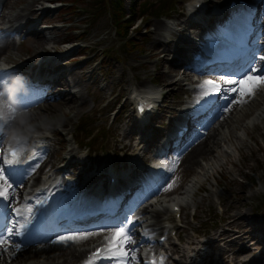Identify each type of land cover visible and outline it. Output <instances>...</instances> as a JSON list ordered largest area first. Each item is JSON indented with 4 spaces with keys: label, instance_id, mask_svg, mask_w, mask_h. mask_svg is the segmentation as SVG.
<instances>
[{
    "label": "rangeland",
    "instance_id": "374dc122",
    "mask_svg": "<svg viewBox=\"0 0 264 264\" xmlns=\"http://www.w3.org/2000/svg\"><path fill=\"white\" fill-rule=\"evenodd\" d=\"M8 1V8L0 6L1 15L11 21H19L21 15L32 10L24 22H27L26 27H35L36 31L27 33L22 43L12 40L7 52L0 55V60L20 65L50 58L49 62L53 66L65 65L56 76L61 71H73L82 80V85L72 80L68 82L70 87H66L62 76L57 81L59 84H53L54 87H60L53 89L52 93H65L69 90L71 94L74 92L77 96L82 94L86 97L85 103L80 106V114L69 121L68 131L56 124L60 119L73 115L72 104L68 107L62 98L49 105L52 107L50 113L41 111L42 116L31 115L40 112L37 109H19L13 119V129L21 130L24 126L37 127L40 123L54 122L56 126L50 131L54 132L52 165L68 163L67 171L75 175L81 172L84 176V173H92L94 169H106L109 172L110 168L118 174L130 164V160H137L139 166L144 167V157L147 163L154 158L152 149L157 137L177 118L180 103L188 93L189 84L185 83L184 76L186 73L178 65H173L177 63L173 61V49L184 47L185 43L180 39L182 36L199 33L200 28L189 23L194 21L193 15L186 19L182 17L184 9L188 8L186 4L190 5L193 0ZM206 2L208 7L225 3L224 0ZM114 8L120 13L117 19L114 17ZM205 11L199 10L197 14L205 17ZM141 12H144L143 19H136ZM126 14L128 17L119 20ZM166 16L174 19L180 30L174 34L175 41L164 46L165 41H155L153 31L157 21L167 23ZM117 20L119 22L116 23ZM204 23L207 24V20ZM182 27L186 30H182ZM160 32L164 33V28ZM65 76L70 78L68 74ZM177 78L181 80L174 84ZM153 83H158L167 91L163 102L165 105L160 111V117L149 119L146 125L139 128L137 121H126V118L134 117L133 100L129 94L133 87L148 88ZM257 98L261 100L257 105L241 108L239 113L245 110L244 115H232L231 125L223 127L219 138H224L219 139L211 154L197 156V163L192 167L180 163L172 176L161 184V193L157 195L161 197L160 201L151 204L153 209L148 207L151 214L152 210H160L159 226L171 224L179 234L177 237L169 229V242L176 244L170 245L172 251L177 253L172 256L178 259V262L173 263L237 264L234 263L237 256L240 259L238 264H249L243 263V260L248 261L249 258H253L250 264H264V89H261ZM178 100L179 104H176ZM217 119L218 116L211 124ZM161 120L166 124H159ZM123 135L126 136L123 143L128 142L132 146L138 143L139 135L143 136L142 139L146 136L143 140L147 141L139 145L140 150L138 146L125 149L122 148ZM232 135L237 138L230 139ZM142 145H146L144 150ZM71 147L76 150L68 155ZM70 159L72 162L78 160L80 164L77 162L72 165ZM108 172L104 171L106 177L99 178L103 183L109 179ZM193 174L197 182L188 187L186 192H181L184 183ZM79 176H75V179L80 181L77 178ZM173 201L182 204L180 216L169 211L168 204ZM231 215L237 217L232 224L229 223ZM146 218L151 222L153 220L148 213ZM252 221H256L257 225H253ZM225 229L229 232L225 234L226 238L218 239V234ZM148 230L149 233L153 232L150 228ZM253 230L259 235L261 233V237L252 239L243 235ZM242 246L249 250L236 255L235 252ZM187 248H194V251L188 252ZM181 249H185L188 254L197 250L201 255L189 262L181 255ZM199 256L202 261H199ZM16 262L10 261V264Z\"/></svg>",
    "mask_w": 264,
    "mask_h": 264
},
{
    "label": "bare ground",
    "instance_id": "6f19581e",
    "mask_svg": "<svg viewBox=\"0 0 264 264\" xmlns=\"http://www.w3.org/2000/svg\"><path fill=\"white\" fill-rule=\"evenodd\" d=\"M202 2L203 5H205L206 3L204 2L205 0H200ZM260 5V20H259V26H258V39L260 41H258V43L260 44V47L258 46L259 51L261 52V55L264 56V0H258L257 2ZM0 6L2 8H8L9 7V1L8 0H0ZM30 6V4H29ZM0 7V10H1ZM206 12L209 11L211 9V7L206 8ZM7 12V11H6ZM196 12V13H195ZM4 15L5 12L3 11ZM196 16L197 11L193 12ZM32 14V10H30L28 12V14L26 15H21L22 18H19V21H15L17 22L16 25L12 26L14 30H19L22 33V31L27 30L28 33L34 32L35 27L30 28V29H26L30 26H25V24L27 22V19L29 18V16ZM6 17V16H3ZM10 17V16H9ZM2 18V16L0 15V19ZM8 18V17H6ZM9 19V18H8ZM175 22L172 21L171 25L170 23L167 24L162 23V22H156L154 23V31L153 34L155 35V41H165L163 44L164 46H166L169 42H174L175 39H170L167 35H163L161 34L160 30L166 26L169 27V29L171 27H175ZM165 25V26H164ZM33 26V24L31 25ZM167 28V27H166ZM175 29L169 30L171 31L173 34H175L173 31ZM2 34L0 33V55L2 53H6L7 49L10 47V45L12 44V40L10 38L1 36ZM200 34L198 33H194L193 36L192 35H184L185 37H181L180 39H182L183 43H185L184 48L183 46H178L177 48H174V55L175 57H177L176 59L173 57V60L178 61V57H183L185 55V52L187 50H189L190 48H192L193 46L197 45L196 42H200L197 41L198 37ZM260 56V54L258 55ZM257 56V62L256 65L261 66L262 64V60H259ZM3 61V60H1ZM65 66V65H64ZM64 66H53L52 64L49 63H42L39 67V72L41 76H43V74L46 75V73H48V75H53V79H51V84H54L55 82H57L62 76H64V85L66 87H70L69 83L70 81H77V84H81L82 85V80L80 79V77L77 76L76 72L73 71H69L68 73H64L63 71H61L59 73V75L56 77L55 74L58 73V71L62 68H64ZM17 68H21V67H17ZM57 71V72H55ZM183 73V72H182ZM65 74H68L70 78H68L67 76H65ZM185 78H189L188 74H184ZM181 78H177L175 79V82H173L174 84H178L180 82ZM59 84V82H57ZM56 83V84H57ZM60 86H57L55 88H58ZM246 87V85L244 86V88ZM52 88L53 90V86L48 87L47 89L43 88V91L34 98V103L31 105V107L25 108L26 111H29L30 108L32 109H37L40 112L37 113H32L31 115L34 117L37 116H42V112L44 111L45 113H50L52 110V107L49 106L51 105V103H55L57 102L60 98H62L61 100H63V102L65 104L68 105V107L71 106V110H73V115L72 116H66L65 119H60L59 121H57L56 124H58L62 130H70L68 129V123L69 121L73 120V117L77 116L80 114V106L83 105L85 103L86 97L82 94H79L77 96L76 93L72 92V94L70 93V91L68 90L65 93H56V94H51L50 89ZM54 88V89H55ZM144 88H138L136 90H143ZM240 86L237 85V89L238 91L236 93H231L230 98L227 102V104L222 108V110L218 113V119L214 124H211V120L209 119L207 121V123L205 124L203 130L198 133L197 137L195 138V140H193L190 144L187 145V147L180 153L181 155V163L183 162L184 164H186L187 167H192L194 164L197 163V156H203V155H207V154H211V151H213V148L217 145L219 139H223L224 137H220V135H222V129L223 127H229L231 125V122L233 120L232 115L234 116L235 113H239L241 111V108H250L251 106L257 105L258 103H260V99L262 98V96H260V99L257 97H252V95L250 94H245L244 92L239 91ZM0 89H2V85L0 84ZM246 89V88H245ZM259 86L255 89H253L257 95H259ZM263 89H264V84H263ZM20 90V89H19ZM18 90V91H19ZM133 88L131 89V93H132ZM71 94V97L67 96ZM243 94V95H242ZM234 98V100H233ZM67 99V101H65ZM164 105V104H163ZM136 106V105H135ZM23 108V107H22ZM20 109V108H19ZM149 112V111H146ZM245 110H242V113H239L241 115L245 114ZM238 114V116H239ZM264 114V113H263ZM152 115V113L150 114ZM184 115V113H183ZM31 116V117H32ZM183 116H179V119L181 120ZM127 120H133L134 121H138V120H142L143 122L147 121V118H140L137 114L134 113V117L132 119L130 118H126ZM125 121V122H126ZM10 124L9 122L5 123V127H8ZM55 123L52 122H46L45 124L40 123L39 126L34 127L32 129V132L34 134H41L44 133V130H54L53 128H55ZM142 127V123L140 124L139 128ZM130 131V130H129ZM204 131V132H203ZM222 131V132H221ZM229 134V133H228ZM248 136L249 132H247ZM140 137L138 138V143L135 144V146H132L130 144H128V142L123 143L124 140V136L121 138L122 141V148L125 149H132V148H136V146L143 144L142 142V135H139ZM236 139L237 136L236 135H232L231 138ZM254 139V137H252ZM225 140V139H224ZM144 145V144H143ZM142 147H145L143 146ZM141 147V148H142ZM74 150H76V148L71 147L68 155H70ZM55 150H53L52 152H49L48 150H46V154L47 157H49V159L46 161V166L50 165L49 169L47 171H49L51 168H53L52 165V159L51 156L54 153ZM49 152V153H48ZM145 162H147V159L144 157ZM78 160L75 161H71L70 159V163L72 165H74L75 163H77ZM77 164H80V162H78ZM44 165V166H45ZM132 166H137L135 169ZM139 164L137 165L136 162L130 161L129 164V168L132 171H129L131 174L133 173V171L135 170L138 173H133L131 175V177L133 176V178H124L125 180L120 181V179L123 177V173H116L115 169L110 168L109 172L106 169H94V171L96 170V173H84V176H82L81 172H77V175L80 174L79 177L81 180H76L75 179V175L73 173V179H70L67 184H71V185H75L77 188H79L78 190L80 191V193H87V197L88 196H92L93 198L95 197H100V196H106V195H114L117 192L121 193V190H123L124 187L132 185L136 182V180L139 179V177L142 175V172L144 169H140L139 168ZM60 167H57L58 172H61V170L59 169ZM67 168V167H66ZM84 169H86V167H84ZM46 171V172H47ZM86 171V170H85ZM104 171L113 177V174H115L118 178L115 179V182H113V185H106L103 186V180L99 179L101 176L106 177V173H104ZM134 171V172H135ZM52 172H55V168L52 169ZM196 175L193 174L190 178L187 179V181L184 183L183 187H182V191L181 192H186V190H188V187H192L195 183V181L197 182V179H195ZM35 178H33L34 180ZM26 178H23V182H22V186L24 185V183L26 182ZM110 182V179H109ZM63 184H65V181L63 179ZM110 184V183H109ZM134 188H136V186H134ZM159 188H151V192H154L155 190H158ZM99 192V193H98ZM102 192V193H100ZM98 193V194H97ZM19 192L15 191L14 194L12 193L13 196L18 195ZM161 198V197H160ZM165 199V197H162ZM147 200V199H146ZM160 199H158L157 201L154 202V204H156ZM142 201V200H141ZM141 201L134 206L132 209H130L129 213L130 216L129 218L134 220L135 226H139L140 227V223H143L146 220V214H150V217L153 219L152 223L149 224H145L144 227H152V225H158L156 218L160 217V210H152V214L150 213V211L148 210V207L151 209V203H141ZM142 204H144L142 206ZM237 213V212H236ZM231 219L229 221L230 224L234 223L237 220V217L231 215L230 216ZM141 218V220H137ZM253 225H257L256 221H252ZM252 225V224H251ZM229 233L228 230H223L218 234V239L224 240L226 238L225 234ZM163 233H161L160 235H162ZM7 235V233L5 232V236ZM61 235H75L76 239L74 241H71L69 243H58V237ZM101 234H99L98 230H94V231H73V232H62L60 233L56 238L46 242V245H43L42 247H37V248H27V247H18V250L15 249L16 245L14 243H12V241H15L17 244L19 243L18 239L15 238L14 236L12 237V240L7 241L5 243L0 244V264H10V261H17L14 264H79V261L82 260V257L86 255V252L89 251L90 247H86V245L90 244L91 242L97 240L100 237ZM243 235H246L247 238H252V239H257L261 237V233L260 235L257 234L254 230L249 232L246 231ZM136 236V232L135 235L132 237V239ZM230 238V237H229ZM228 238V239H229ZM226 239V240H228ZM225 240V241H226ZM235 240V239H234ZM193 242L195 243V241L193 240ZM212 241H210L211 243ZM167 243L168 244H172V246H175V243H170L169 242V237L167 238ZM189 243V242H187ZM22 245V244H19ZM91 250V249H90ZM188 252H193L194 249L191 248H187ZM223 250V249H221ZM228 250V249H227ZM227 250H224V252H226ZM249 250V248L246 249L245 246H242V248H239L235 253L240 254L241 253H246ZM177 251V249H176ZM181 255L183 257H185L189 262H191L195 256L201 255L197 252L193 253V254H188L187 251L185 249H181ZM188 254V255H187ZM179 255V254H178ZM207 255H211V254H207ZM176 256V255H175ZM219 257V255H217ZM199 261H202V259L199 256ZM207 259H211V257H208ZM176 262H178V259H175ZM174 260V262H175ZM246 260H243V263H251L253 262V258H249ZM73 261H76L75 263H72ZM195 261V260H194ZM181 262V261H179ZM205 262H207V260H205ZM240 259L236 256V260L234 261V263H239ZM196 263V261H195ZM206 264V263H204Z\"/></svg>",
    "mask_w": 264,
    "mask_h": 264
},
{
    "label": "snow or ice",
    "instance_id": "6c2138e0",
    "mask_svg": "<svg viewBox=\"0 0 264 264\" xmlns=\"http://www.w3.org/2000/svg\"><path fill=\"white\" fill-rule=\"evenodd\" d=\"M259 60L264 61V56H258ZM257 57L253 58L251 64L243 72V78L241 79H226L225 83L229 85H239V91L244 92L245 94H252L251 89H255L259 84H264V67L256 66ZM248 85V89H245L244 86ZM204 90V95L215 94L221 91V86L211 80L205 81L201 86ZM229 92L236 93L237 88H229ZM227 98V96H225ZM234 100V98H233ZM145 105H141V110ZM11 118V117H10ZM10 155L16 159H10L8 156L0 157V203L8 202L10 199V192L14 194L15 189L19 188L23 182V175L20 176V179L17 180L15 177L19 172L20 167L22 166V161L18 159L16 150H13ZM27 173H25L26 175ZM39 199V197H37ZM10 206V205H8ZM19 215V210H16ZM31 211V209H29ZM31 223V220H28L26 223L21 224L19 227L13 225L11 227H6L4 231H0V244L12 240V237L21 236L27 234L28 225ZM135 221L129 217H125L118 225L115 226L114 236L111 238V244L114 245L111 248V251L115 253H120L121 258L127 256V249L130 247L134 241L132 237L135 235ZM19 224V220L17 221ZM5 232L7 235L5 236ZM76 239L75 235H61L58 237V243H69ZM18 248L20 245L15 241H12ZM108 249H97L94 255H98L101 251H107ZM135 251V249H132ZM111 259L112 257H108ZM130 264V262H128ZM152 264H156L155 261H152Z\"/></svg>",
    "mask_w": 264,
    "mask_h": 264
},
{
    "label": "clouds",
    "instance_id": "9594fccd",
    "mask_svg": "<svg viewBox=\"0 0 264 264\" xmlns=\"http://www.w3.org/2000/svg\"><path fill=\"white\" fill-rule=\"evenodd\" d=\"M23 79V76L20 74H16L12 77V85L9 89L10 93L14 94L19 90V86L22 84ZM3 95L4 93L0 91V96ZM131 99L133 100V103L136 104L138 110L140 109L141 104L147 105L149 107H154L155 101L159 99V90L148 87L138 91L133 87ZM0 118L6 120L8 117L5 115V113L0 112ZM13 139H15V137H13Z\"/></svg>",
    "mask_w": 264,
    "mask_h": 264
},
{
    "label": "trees",
    "instance_id": "16d2710c",
    "mask_svg": "<svg viewBox=\"0 0 264 264\" xmlns=\"http://www.w3.org/2000/svg\"><path fill=\"white\" fill-rule=\"evenodd\" d=\"M118 6V5H117ZM119 11L118 10H115V8H114V17H115V19H117V17H118V15H120V13H118ZM144 12H141V14L140 15H138L136 18H139V17H144V14H143ZM126 17H128V15L126 14L125 16H123L122 18H120L119 20H123L124 18H126ZM143 19V18H142ZM119 20H117L116 21V23L117 22H119ZM125 20H127V19H125ZM116 29H118L119 31H120V29H119V26L118 25H116Z\"/></svg>",
    "mask_w": 264,
    "mask_h": 264
}]
</instances>
